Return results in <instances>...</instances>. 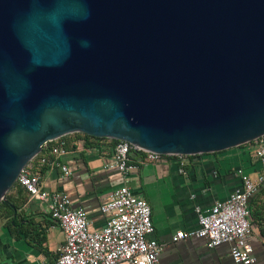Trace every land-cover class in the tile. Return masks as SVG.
Instances as JSON below:
<instances>
[{
  "label": "water",
  "instance_id": "obj_1",
  "mask_svg": "<svg viewBox=\"0 0 264 264\" xmlns=\"http://www.w3.org/2000/svg\"><path fill=\"white\" fill-rule=\"evenodd\" d=\"M77 132L170 156L264 137V0H0V203Z\"/></svg>",
  "mask_w": 264,
  "mask_h": 264
},
{
  "label": "crops",
  "instance_id": "obj_2",
  "mask_svg": "<svg viewBox=\"0 0 264 264\" xmlns=\"http://www.w3.org/2000/svg\"><path fill=\"white\" fill-rule=\"evenodd\" d=\"M76 143L77 148L63 159L73 173L64 176L61 169L45 166L43 185L49 190L68 193L74 205L84 207L92 228L99 229L106 224L108 214L101 207L127 180L134 192L152 206L155 231L150 237L163 245L161 264H238L228 243L210 248L202 238L175 239V235L180 230L199 227L198 207L206 209L240 188V170L253 177L264 174V166L256 155L257 143L188 157L187 173L180 171L177 158L143 162L145 154L133 151V168L127 177L108 166L114 158L112 139L94 141V146L89 148L82 139ZM46 153L44 150L43 154ZM27 195L28 200L21 204L16 215L25 216L19 223L29 231L18 236L17 227L8 225L6 218H0V264H58L65 234L46 205L32 198L29 192ZM250 209L249 241L256 264H264V182L250 200Z\"/></svg>",
  "mask_w": 264,
  "mask_h": 264
},
{
  "label": "built area",
  "instance_id": "obj_3",
  "mask_svg": "<svg viewBox=\"0 0 264 264\" xmlns=\"http://www.w3.org/2000/svg\"><path fill=\"white\" fill-rule=\"evenodd\" d=\"M256 143V155L264 166V137ZM44 150H47L46 154H43ZM134 150L137 149L132 143L118 141L108 166L127 177L133 168L131 154ZM71 151L64 137L45 143L42 152L25 166L18 180L32 198L46 205L65 234L58 264H161L163 245L150 237L155 231L152 206L134 192L127 180L102 205L108 218L99 229L92 228L86 209L74 205L68 193L44 187L42 169L45 166L61 169L64 176L73 173L63 160ZM143 151V162L160 161L170 156ZM174 156L179 161L180 171L187 173V155ZM240 174L242 186L206 209L198 207L199 227L191 231L180 230L175 239L202 238L210 248L228 243L235 262L256 264L254 248L249 241L252 231L250 200L264 182V174L253 177L242 170Z\"/></svg>",
  "mask_w": 264,
  "mask_h": 264
},
{
  "label": "trees",
  "instance_id": "obj_4",
  "mask_svg": "<svg viewBox=\"0 0 264 264\" xmlns=\"http://www.w3.org/2000/svg\"><path fill=\"white\" fill-rule=\"evenodd\" d=\"M73 136H74V138H73ZM64 138H66L68 140L69 147L72 150H75L77 148L76 142H77V140H80V139L84 140L85 146L88 148L94 146V143H93L94 141L101 140V139H107L105 137H95V136L80 133V132L66 135V136H64ZM112 140L115 142V144L119 141L116 139H112ZM255 143H256V141H253V142L238 146L237 148L246 147L250 144H255ZM134 151H136L138 153L145 154L143 150H134ZM225 151H227V150H225ZM221 152H224V151H221ZM221 152H216V153H221ZM250 155L251 154H249V156ZM193 156H195V155H188L187 157L190 158ZM167 157L168 158H176V156H167ZM45 170H47V167L44 168L43 172ZM14 190H15V192H14ZM27 193H28V191L26 190V188L20 182H17L12 187V189L9 191V193L7 195L8 200L2 201L0 203V218L1 217L6 218L8 225L16 226L17 228H15V231H16V234H18V236H19V234H21L24 231H29L28 228L25 229L24 225L19 223V221L25 219V216H23L21 213H19V214L17 213V215H16V212H15V208L19 209L21 204L28 200ZM12 204L15 205V208L12 206Z\"/></svg>",
  "mask_w": 264,
  "mask_h": 264
}]
</instances>
